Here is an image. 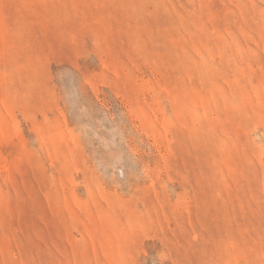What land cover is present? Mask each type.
I'll return each mask as SVG.
<instances>
[{
    "label": "rangeland",
    "instance_id": "obj_1",
    "mask_svg": "<svg viewBox=\"0 0 264 264\" xmlns=\"http://www.w3.org/2000/svg\"><path fill=\"white\" fill-rule=\"evenodd\" d=\"M0 264H264V0H0Z\"/></svg>",
    "mask_w": 264,
    "mask_h": 264
}]
</instances>
